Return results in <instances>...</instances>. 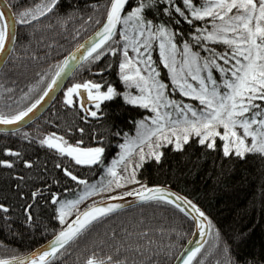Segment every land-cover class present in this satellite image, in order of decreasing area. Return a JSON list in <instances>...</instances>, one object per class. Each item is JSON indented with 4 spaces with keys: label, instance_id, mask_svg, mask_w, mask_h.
<instances>
[{
    "label": "snow or ice",
    "instance_id": "obj_1",
    "mask_svg": "<svg viewBox=\"0 0 264 264\" xmlns=\"http://www.w3.org/2000/svg\"><path fill=\"white\" fill-rule=\"evenodd\" d=\"M58 7V0H34L32 6L11 16L0 11V51L8 55L16 51L17 25L35 30L38 21ZM101 7L103 16L96 21L100 26L93 35L85 37L62 60L48 65L44 74L37 73L38 79L28 84L27 91H22L15 100L13 89H5L9 95L0 106V123L13 127L0 131L16 135L19 132L16 122L22 126L25 120L37 118L38 106L62 87L66 77L73 82L63 88L61 104L77 110L76 115L84 122L103 117L102 102L116 97L149 114L135 121V135L123 133L120 151L108 163L104 159L102 133L93 136L97 141L93 144L68 139L74 130L83 134L84 129L75 125L66 126L64 132L39 134V139L27 131L20 133L22 140L36 142L57 154L54 167L76 184L72 189L50 177V183L61 185L62 192L52 191L49 183L41 181L40 187L31 188L30 196L26 197L25 175L18 165L27 172L36 161L25 158L26 149L0 148V152L12 157L0 158V166L11 170L21 182L15 187L23 201L19 207L24 224L34 223L32 209L41 200L54 210V219L60 225L52 230L50 240L30 252L21 256L0 254V264H53L85 237L95 223L120 209L121 204L115 201L126 195L156 206H171L191 216L193 230L203 238L212 229L206 213L187 196L163 184L142 182L139 170L144 162L154 159L159 163L165 147L184 150L191 141L206 150L220 151L228 159L244 158L249 153L264 155V0H108L106 5H94L97 10ZM75 11L71 10L60 22L72 19ZM79 35L77 31L74 39ZM154 52H158V60L154 59ZM105 56L111 59L103 67L98 66L97 62ZM114 64L122 91L103 79ZM161 66L166 70V79L161 78ZM83 71H91L101 79H75ZM177 92L180 98L173 95ZM116 135L121 133L117 131ZM83 166L99 168L100 178L78 174L76 168ZM128 185L134 187L127 188ZM100 192L110 195L88 203L83 209L78 207ZM11 211H14L12 204L0 202V219L5 227H10L7 221L11 217L7 214ZM148 231L144 228L143 234ZM126 235L130 239L132 234ZM214 239L219 242L218 232ZM202 247L200 242L189 247L177 264H196L205 254ZM129 248L139 256L149 251L153 257L171 254V247L165 249L152 240L147 241V246L141 242L128 245L119 242L114 246L118 256ZM223 251L228 256L226 264H235L226 244ZM82 264H129V259L126 255L123 259L106 255L94 245L87 250Z\"/></svg>",
    "mask_w": 264,
    "mask_h": 264
},
{
    "label": "trees",
    "instance_id": "obj_2",
    "mask_svg": "<svg viewBox=\"0 0 264 264\" xmlns=\"http://www.w3.org/2000/svg\"><path fill=\"white\" fill-rule=\"evenodd\" d=\"M7 1L15 13L34 3V0ZM107 2L108 0H58L56 12L40 19L35 30L18 25L16 51L0 72V106L9 95L5 89H13L15 100L22 91H27L28 84L38 79L37 73L44 74L48 65L62 60L63 56L97 29L100 25L96 21L102 19L104 9L101 7L97 10L94 5H106ZM73 9L76 10L73 18L61 23L60 19ZM77 31L80 35L74 39ZM153 57L158 60V52H154ZM110 59L111 57L105 56L97 64L103 67ZM94 70L95 68L92 71ZM165 73L166 70L161 66V77L164 79ZM75 79L99 80L101 77L93 76L91 71H83L77 73ZM103 79L112 82L118 91L123 90L115 64L112 69L106 70ZM71 82L70 78L64 88ZM62 94L63 91L40 118L19 130L16 135L0 132V148L10 146L26 149L25 158L31 157L36 161V165L27 172L18 165L25 175L23 190L26 197L30 196L31 188L40 187L41 181L49 183L52 191L62 192L61 185L50 183L49 178L53 176L61 180L63 186L74 189L76 184L54 167L57 162L56 153L36 142L22 140L20 133L27 131L39 139V134L48 131L64 132L66 126L75 125L77 129L83 128L84 132L81 134L74 130L68 139L72 142L83 140L85 144L96 143L93 136L98 137L102 133L106 148L104 159L108 163L116 154L123 133H134L135 121L147 114L139 106L126 104L121 97H116L102 102L105 113L103 117L99 120L89 118L84 122L76 115L77 110L63 107ZM79 111L82 113V110ZM117 131L121 133L120 136L116 135ZM217 143H220L219 139ZM163 152L159 163L154 159L144 162L139 170V177L143 182L160 183L179 191L198 205L211 220L212 229L202 248L205 254L196 260V264H200L201 259L203 264H226L228 256L223 251L225 244L229 249L228 255L235 264H264V155L249 153L244 158H223L220 151L206 150L196 145L195 141L186 145L184 150L174 151L171 147H165ZM0 158L12 157L0 152ZM76 171L89 179H98L101 170L83 166L77 167ZM18 183L21 182L11 174V170L0 166V202L14 206V211L7 214L11 217L7 221L10 227H5V222L0 219V254L20 256L51 238L52 230L60 227L54 219V210L41 200L32 209L34 223L31 226L24 224L19 207L23 201L18 197L15 187ZM144 228L149 229L146 235L143 234ZM192 230V221L185 214L171 206H156L145 202L116 211L95 223L85 237L73 244L63 258L53 264H82L87 250L94 245L114 258L123 259L126 255L129 264L132 260L136 264H145L149 258V264H172ZM217 232L218 243L214 239ZM126 233L132 234L130 239ZM148 240L160 243L165 249L171 247V254L161 253L153 257L149 251L144 256H139L134 255L129 248L126 253L118 256L114 250L119 242L126 245L141 242L147 246ZM199 255L198 253V257Z\"/></svg>",
    "mask_w": 264,
    "mask_h": 264
},
{
    "label": "water",
    "instance_id": "obj_3",
    "mask_svg": "<svg viewBox=\"0 0 264 264\" xmlns=\"http://www.w3.org/2000/svg\"><path fill=\"white\" fill-rule=\"evenodd\" d=\"M10 4L8 3L7 0H0V11H3L7 16H11L14 12V10L12 9V7L10 6ZM98 29V28H97ZM95 29L91 34H89L88 36H91L93 35V33L97 30ZM17 31H18V25H17ZM87 36V37H88ZM85 39V38H84ZM84 39L82 41H80L79 43L83 42ZM9 45H11V41L8 42ZM16 43V42H15ZM78 43V44H79ZM77 46V45H76ZM75 46V47H76ZM72 51V50H71ZM11 55H8L6 51H0V72L1 70L3 69V67L5 66V64L7 63V61L9 60ZM70 78L69 77H66L65 78V81L62 82V87L61 88H58L55 92H52L51 95L49 96H46L45 98V101H42L41 102V105L38 106V108L40 109V111L37 113V118L35 119H29V120H25L21 126V123L20 122H16V127L19 129V130H22L28 126H30L32 123H34L38 118H40L49 108L50 106L54 103V101L56 100V98L59 96V94L63 91V88L65 87V85L67 84L68 80ZM35 111V110H34ZM13 127V125H4L2 123H0V129H4V128H8V129H11ZM0 132H4V133H11L10 131H0ZM169 187V186H167ZM171 190L177 192L178 194H181L183 195L182 193H180L179 191L169 187ZM185 196V195H184ZM190 199V198H189ZM191 200V199H190ZM192 201V200H191ZM116 203H120L121 204V208L116 210V211H119L121 209H125V208H129V207H132V206H135V205H139V204H142V203H145V202H142V201H138L134 196L132 195H126V196H121L117 201H115ZM193 202V201H192ZM194 203V202H193ZM115 211V212H116ZM190 219H191V216H188ZM210 234V233H209ZM209 234H207L205 237H201V235L192 230V233L190 235V237L186 240L185 244L183 245V247L181 248V250L178 252V254L176 255V257L174 258L172 264H177V262L180 260V257H182L186 252L187 250L189 249V247L191 246H195L197 242H200L203 244V246L205 245L207 239H208V236ZM51 238H49L48 240H50ZM46 240V241H48ZM46 241H44L43 243L39 244V245H42L44 244ZM37 247V246H36ZM34 247V248H36ZM33 248V249H34ZM203 248V247H202ZM31 249V250H33ZM30 250V251H31ZM28 251V252H30ZM23 255V254H22ZM21 256V255H20ZM182 264V262H181Z\"/></svg>",
    "mask_w": 264,
    "mask_h": 264
},
{
    "label": "rangeland",
    "instance_id": "obj_4",
    "mask_svg": "<svg viewBox=\"0 0 264 264\" xmlns=\"http://www.w3.org/2000/svg\"><path fill=\"white\" fill-rule=\"evenodd\" d=\"M119 37L117 36V39H118ZM166 74V73H165ZM162 78V77H161ZM164 79V78H163ZM68 86V85H67ZM66 86V87H67ZM176 98H180V96H179V93L177 92V93H174L173 94ZM193 103H198V102H196V101H193ZM147 114H149V112H147ZM135 132H136V130H135ZM135 132L134 133H131L130 135H135ZM123 141V135L121 136V138H120V140H119V143H121ZM119 143H118V145H119ZM120 151V149H119V147H118V150H117V152H116V154L118 153ZM116 154L114 155V157L116 156ZM112 159V158H111ZM111 159H110V161H111ZM133 159H135V157H133ZM109 161V162H110ZM123 167V166H122ZM100 178V177H99ZM98 178V179H99ZM142 182H143V180H141ZM131 187H134L133 185H128L127 186V188H131ZM127 188H125V189H121V190H127ZM106 195H110V193H105V192H100V193H98V194H96V195H93V196H91V197H89V199L88 200H86V201H82L79 205H78V207H80L81 209H83L88 203H90V202H92V201H98V200H100L101 199V197H103V196H106ZM72 198V197H71Z\"/></svg>",
    "mask_w": 264,
    "mask_h": 264
}]
</instances>
